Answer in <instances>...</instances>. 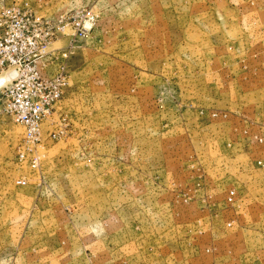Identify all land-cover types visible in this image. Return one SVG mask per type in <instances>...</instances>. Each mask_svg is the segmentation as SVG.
Here are the masks:
<instances>
[{
  "label": "rangeland",
  "instance_id": "374dc122",
  "mask_svg": "<svg viewBox=\"0 0 264 264\" xmlns=\"http://www.w3.org/2000/svg\"><path fill=\"white\" fill-rule=\"evenodd\" d=\"M5 1L94 26L38 171L0 106V264H264V0Z\"/></svg>",
  "mask_w": 264,
  "mask_h": 264
},
{
  "label": "built area",
  "instance_id": "2783aa9c",
  "mask_svg": "<svg viewBox=\"0 0 264 264\" xmlns=\"http://www.w3.org/2000/svg\"><path fill=\"white\" fill-rule=\"evenodd\" d=\"M93 26V18L87 14L81 20L74 16L50 20L0 0V77L4 80L0 87V106L1 112L24 130L16 148L17 165L39 170L37 149L43 144V125L70 88L67 61L75 43L86 41ZM63 37L69 38L64 49L46 50ZM212 116L225 115L214 111ZM61 134L49 132L47 138L56 140ZM253 140L264 147V133L253 136ZM254 163L264 173V152ZM26 184L25 177L15 181L19 187ZM236 197L235 189L229 188L224 198L226 206L232 207ZM232 223L228 219L225 226L230 228ZM6 264H15V260Z\"/></svg>",
  "mask_w": 264,
  "mask_h": 264
},
{
  "label": "bare ground",
  "instance_id": "6f19581e",
  "mask_svg": "<svg viewBox=\"0 0 264 264\" xmlns=\"http://www.w3.org/2000/svg\"><path fill=\"white\" fill-rule=\"evenodd\" d=\"M0 79H2V80H0V86H2V84L4 83V80L2 77H0Z\"/></svg>",
  "mask_w": 264,
  "mask_h": 264
}]
</instances>
